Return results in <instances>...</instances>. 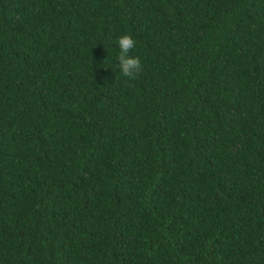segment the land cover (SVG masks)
I'll return each instance as SVG.
<instances>
[{"label":"trees","instance_id":"1","mask_svg":"<svg viewBox=\"0 0 264 264\" xmlns=\"http://www.w3.org/2000/svg\"><path fill=\"white\" fill-rule=\"evenodd\" d=\"M0 264H264V0H0Z\"/></svg>","mask_w":264,"mask_h":264},{"label":"clouds","instance_id":"2","mask_svg":"<svg viewBox=\"0 0 264 264\" xmlns=\"http://www.w3.org/2000/svg\"><path fill=\"white\" fill-rule=\"evenodd\" d=\"M135 44L136 42L133 37L128 34H123L118 38L120 72L124 77L129 79L135 78L142 67L139 57L129 55Z\"/></svg>","mask_w":264,"mask_h":264}]
</instances>
